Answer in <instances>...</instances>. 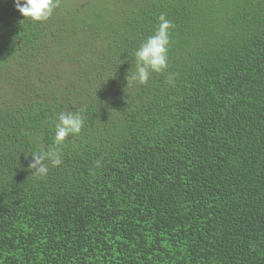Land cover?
Returning a JSON list of instances; mask_svg holds the SVG:
<instances>
[{"label":"trees","instance_id":"obj_1","mask_svg":"<svg viewBox=\"0 0 264 264\" xmlns=\"http://www.w3.org/2000/svg\"><path fill=\"white\" fill-rule=\"evenodd\" d=\"M61 112L84 126L55 146ZM0 264H264V0H0Z\"/></svg>","mask_w":264,"mask_h":264},{"label":"clouds","instance_id":"obj_2","mask_svg":"<svg viewBox=\"0 0 264 264\" xmlns=\"http://www.w3.org/2000/svg\"><path fill=\"white\" fill-rule=\"evenodd\" d=\"M15 4L24 18L34 22H46L58 7L59 0H15ZM159 21L155 33L143 41L134 54L135 71L131 75V80L139 84H146L152 73H163L168 68L169 30L174 25L163 14L159 17ZM127 81L129 83L128 79ZM83 126L84 119L79 112L59 113L55 124L54 145L62 146L66 138L78 135ZM31 157L32 161L28 167L40 178L45 177L49 171L48 161L54 167L62 163L58 147L33 153Z\"/></svg>","mask_w":264,"mask_h":264}]
</instances>
